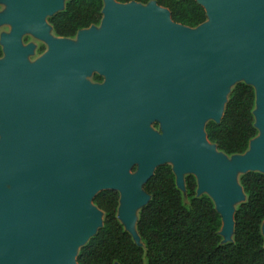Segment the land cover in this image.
Listing matches in <instances>:
<instances>
[{
	"label": "water",
	"instance_id": "obj_1",
	"mask_svg": "<svg viewBox=\"0 0 264 264\" xmlns=\"http://www.w3.org/2000/svg\"><path fill=\"white\" fill-rule=\"evenodd\" d=\"M195 1L208 21L191 29L155 2L102 0L100 29L79 31L75 45L49 37L45 18L63 0H0V25L11 27L0 37V264H77L102 225L92 199L105 190L118 192L117 218L140 245L133 212L166 160L179 190L196 178L231 241L233 205L245 196L238 174H264V0ZM30 31L48 44L32 65V46L20 42ZM91 72L103 82L85 83ZM240 82L255 91L259 134L229 162L204 126L219 123Z\"/></svg>",
	"mask_w": 264,
	"mask_h": 264
},
{
	"label": "trees",
	"instance_id": "obj_2",
	"mask_svg": "<svg viewBox=\"0 0 264 264\" xmlns=\"http://www.w3.org/2000/svg\"><path fill=\"white\" fill-rule=\"evenodd\" d=\"M147 5L155 2L170 13L175 24L194 29L206 22L203 7L195 0H115ZM102 0H69L62 11L47 18L56 37L70 39L102 19ZM2 49L0 46V58ZM94 82L102 77L93 76ZM255 91L243 82L228 94L219 123L208 121L204 131L209 143L226 156L242 155L257 137L253 111ZM238 182L245 201L236 206L232 240L220 235L221 217L212 200L197 195L193 175L184 177V191L178 189L169 164L158 166L143 185L149 196L139 210L137 245L117 218L119 194L97 193L92 204L103 214L101 227L76 254L77 264H264V174L247 172Z\"/></svg>",
	"mask_w": 264,
	"mask_h": 264
},
{
	"label": "rangeland",
	"instance_id": "obj_3",
	"mask_svg": "<svg viewBox=\"0 0 264 264\" xmlns=\"http://www.w3.org/2000/svg\"><path fill=\"white\" fill-rule=\"evenodd\" d=\"M67 2V0H63V6L65 5V3ZM6 7L7 5L3 4V3H0V16L2 15V13L6 10ZM47 18H49L48 16L45 18V22L48 26H50L47 22ZM208 21V19H207ZM206 21V22H207ZM97 30H99V25L95 27ZM10 33V27L9 25H0V37L2 35H8ZM49 37L51 39H56L57 37L53 34L52 32V29H50L49 31ZM69 41H71L73 44L77 45V38L76 36L73 37V38H70L68 39ZM21 45L22 47H27L29 45L32 46V52L30 54H28L25 59L27 61L28 64L32 65L34 64L37 60H39L47 51H48V44L46 43V41L44 40H41L39 39L38 37H36L31 31L29 33H26L24 34L22 37H21ZM4 57V54L2 55L1 58ZM94 75H98L100 76L97 72H91L90 74L86 75L84 77V81L85 83H87L89 86H94V85H97V84H101V83H96L93 81V76ZM102 77V76H100ZM102 80H103V77H102ZM243 81V80H241ZM233 86V85H232ZM232 86H230L228 88V94L230 93L231 91V88ZM228 97V95H227ZM257 109V106H255L254 108V111ZM148 129L155 133V134H159L161 135L162 134V128H161V123L156 120V119H152V121L149 123L148 125ZM259 134V133H258ZM258 136V135H257ZM228 160H231L232 156H227ZM166 163L170 164L172 166V162L170 160H166ZM138 170V166L137 165H134L132 170H130V174L133 175L135 174V172H137ZM184 176V175H183ZM240 176V173L238 174V178ZM185 177V176H184ZM245 201V196L242 197L241 200L237 201L234 205H233V209L236 208L237 205H239L241 202ZM140 210V207L137 209V212H136V219H137V216H138V212ZM100 218H101V221L103 220V214L100 213ZM135 219V220H136ZM221 230V229H220ZM222 240L225 241V237L222 236ZM231 240H232V235H231ZM140 245L141 242L139 241L138 242ZM78 249V248H77Z\"/></svg>",
	"mask_w": 264,
	"mask_h": 264
},
{
	"label": "bare ground",
	"instance_id": "obj_4",
	"mask_svg": "<svg viewBox=\"0 0 264 264\" xmlns=\"http://www.w3.org/2000/svg\"><path fill=\"white\" fill-rule=\"evenodd\" d=\"M9 27H10V26H9ZM10 29H11V27H10ZM228 161L230 162V160H228ZM136 212H137V211H135V214H134V212H133L134 217L136 216Z\"/></svg>",
	"mask_w": 264,
	"mask_h": 264
},
{
	"label": "flooded vegetation",
	"instance_id": "obj_5",
	"mask_svg": "<svg viewBox=\"0 0 264 264\" xmlns=\"http://www.w3.org/2000/svg\"><path fill=\"white\" fill-rule=\"evenodd\" d=\"M103 81V80H102ZM96 83H98V82H96ZM101 83V82H100Z\"/></svg>",
	"mask_w": 264,
	"mask_h": 264
}]
</instances>
